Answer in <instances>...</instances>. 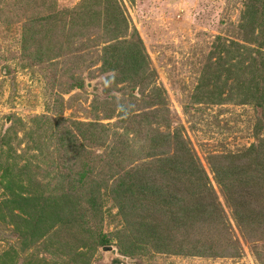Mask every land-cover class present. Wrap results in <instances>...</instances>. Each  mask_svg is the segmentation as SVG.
Masks as SVG:
<instances>
[{
  "label": "rangeland",
  "instance_id": "1",
  "mask_svg": "<svg viewBox=\"0 0 264 264\" xmlns=\"http://www.w3.org/2000/svg\"><path fill=\"white\" fill-rule=\"evenodd\" d=\"M48 14L57 16L46 30L62 40L60 51L42 47L50 35L42 37L43 23L40 31L33 23ZM126 77L145 79L152 92L142 97L143 88H129ZM75 81L83 87L67 92ZM262 91L264 0H0V264H264L263 189L238 200L255 204L252 230L238 223L239 202L232 206L229 196L264 180V102L256 109ZM123 95L145 98L136 118L149 114L164 127L156 135L175 136L191 151L179 168L154 178L163 223L148 220L140 232L110 187L96 192L94 214L87 191L76 196L66 187L77 147L89 154L96 136L114 149L135 139L125 166L135 158L144 164L141 121L122 123ZM77 122L102 127L89 132ZM140 136L143 144L152 134ZM105 161L113 164L101 176L108 181L118 161ZM207 209L217 227L201 234L204 224L196 220L198 232L186 241L183 225ZM218 225L228 237L221 239ZM148 229L156 235L137 243L129 237ZM183 241L189 250L180 248ZM231 242L239 253L218 255Z\"/></svg>",
  "mask_w": 264,
  "mask_h": 264
},
{
  "label": "trees",
  "instance_id": "2",
  "mask_svg": "<svg viewBox=\"0 0 264 264\" xmlns=\"http://www.w3.org/2000/svg\"><path fill=\"white\" fill-rule=\"evenodd\" d=\"M59 17V15H58ZM57 19V16H53V15H45V16H40L38 18H36L37 22H33L35 23V25L37 26V28L39 29L38 31L42 30L41 28H39L38 23L42 22L43 23V27H44V31L45 33H43L42 37L47 38L49 35L50 37H48L49 39H47L45 42L42 41L41 45L42 47L44 46H49V47H53L56 50L60 51L61 50V39L56 38L55 35V31H49L46 30V25L47 23H50L49 21H53ZM60 20V18H59ZM32 23V25H34ZM52 23V22H51ZM52 34V35H51ZM60 44V45H59ZM107 50V48L104 49V51ZM35 59V58H33ZM104 65V66H103ZM102 66L105 68V71L107 72V70L109 68L105 67V62L104 64H102ZM109 73H111V70H108ZM61 76L59 75H52V79L54 80H59ZM263 79V76H262ZM261 79V80H262ZM116 81V80H115ZM125 82H127L128 86H131L129 88H133L135 85H140L143 90L141 92V96H144V93L146 92H152L150 89V84L146 83L145 79H138L137 81H130V78L126 77ZM155 86V85H154ZM153 86V87H154ZM83 87V82L82 81H75V82H71L70 84H68V88H67V92H72L74 90H79ZM153 93L157 92V89H153ZM262 94L260 95V97L258 98V101L256 102V109L257 111H261L262 109V104L264 102V96H263V91L261 92ZM149 95V94H148ZM146 95V97L148 96ZM256 97V94L254 95ZM148 98V97H147ZM145 99V98H144ZM143 99V100H144ZM141 99L140 96L138 97H134L132 95H123L120 100H119V104H121V119H122V123L125 124V122H127L128 120H131L132 122H136V121H141L138 124L141 123V125H138V127H140V133L145 132L148 135L152 134V137L149 139V142L146 143V141L143 142L142 144V140H145L146 137H142L140 136V133L137 135L138 138L141 137V140H139L138 143H140V147L141 150L144 153V159H142L141 161H144V164H140V159H137L136 161H131L130 166L126 167L125 166V162L128 161V157H130V155H128L127 153H135V151L133 150V142L132 141L131 145L127 146L125 145L124 142H121V140H119L117 142V144H114V146L118 147V149H114V147H112V142L107 141V139L105 140H101L102 138L100 136H96L97 140L96 142H94V145H91L92 147L89 148L88 152L89 154H87L85 152L84 155V146H80L77 147L78 149H81L77 156H75L72 160V168H74V172L69 170V176H74L72 180H69L66 182V187H68V189L72 190V194L76 193L77 196V192H82V190L84 192H88V196L90 197V206L92 207V210H90L91 213H95L98 210V207H96V203H95V197L98 196V194H96V192H98L101 187L103 189H106L107 187H110L112 193H113V197L115 199V201L118 202L119 204V209L125 208L126 206H128V218H127V223L130 224L132 226V228L134 227L136 229L137 232H140V228H144L143 226H141L144 222H147L148 220L150 222H153L152 224L159 227L160 224H162L163 222L160 220V218L162 217V215H159L160 213H157V211H155V207H156V202L155 199L153 198L152 195V190H151V186L152 184L155 186V181L154 178L156 177V175L158 173L163 172L164 176H168V174L170 173L169 171L172 172V169H177L181 166V164L183 163V160L185 157H188L191 154L190 148H186L184 146V144H177L175 142V136H173L171 138V136H159L156 135L158 130H160L161 128H164L162 126V124H160V122L158 121H151L153 119L152 116H149V114H144V116H146L143 120L140 118H136L140 115L136 114L134 112V109L139 108V106L144 103ZM115 103H118L116 101H114ZM151 105L153 106V108L158 105L156 104V102H152ZM151 107V106H150ZM260 109V110H258ZM157 116V113L155 114ZM156 119V117H155ZM76 128H86L87 131L91 132V131H96L97 127L100 126L102 127V125L100 124H96L95 123H80L77 122ZM78 126V127H77ZM102 131V130H101ZM105 131V130H104ZM126 133H129L128 129H126ZM107 132V131H106ZM109 129H108V133H109ZM107 133V134H108ZM77 135H82V132L80 133H76ZM70 135V136H74L75 133L68 131L66 136ZM172 140V141H170ZM138 140H136L137 142ZM78 142V140H75V142H73L72 144L75 145ZM148 144L147 146H144ZM67 147V145L65 146ZM69 147V145H68ZM128 147V148H127ZM102 150V152H100V150ZM166 149V150H164ZM171 149V150H170ZM164 150V151H162ZM127 152V153H125ZM257 152V151H256ZM114 153V154H113ZM124 153L126 154L127 158H121V157H125ZM112 155H115V157H112ZM162 155L163 159L161 161L158 160V157ZM134 159V158H133ZM105 160H115L116 162L118 161V163L115 164V168H114V172H112V177L107 181V180H103L101 179L102 175L105 174L106 168H108V166L113 165L110 164L109 162H106ZM148 160H154V162L158 163V170L152 172V163L150 164L149 162H147ZM187 160V159H186ZM172 163V164H171ZM125 169H124V168ZM165 168L164 170H161L162 168ZM96 173V179L95 177H93V174ZM86 175L91 176L94 180L93 181H87L86 179ZM77 177V178H75ZM100 181H96L98 180ZM102 180V181H101ZM171 180V178L169 179V181ZM111 181V182H110ZM252 182V187L251 189L246 190V192L242 193L240 191V189H238L236 192H234L233 194H230V202L232 204V206H234L236 203H238L240 201L241 198H246L243 197L245 195L251 194V190L253 189V187L256 188V190L259 189H263L264 192V180H256V184L254 182V179L251 180ZM248 183V181H246V184ZM89 184V190H86L85 188L88 186ZM245 184V185H246ZM230 191V190H229ZM232 191V190H231ZM248 191V192H247ZM71 194V195H72ZM252 198V196H251ZM249 199V198H248ZM76 200L78 201V197H76ZM239 200V201H238ZM144 201H146V204H143ZM233 201L235 202V204H233ZM238 201V202H237ZM139 203L141 206H143V208H140L138 210L135 209L136 204L135 203ZM143 202V203H142ZM146 206V207H145ZM255 204L249 199V201H247L245 199L243 204H240L239 202V206L236 205V207L234 208V212H235V216L238 219V223H240L243 228L248 229V230H252V219H251V214L250 211L252 212L251 207H254ZM255 210H253L254 212ZM255 213V212H254ZM199 217L195 220H193L191 223H189L188 225H183V233H184V237L186 239V241L189 240L190 235H195L196 232L201 231V234H204L208 228L213 229V227H217V223H218V219H215V215L213 213V209H207V211L200 213L198 211ZM159 215V216H156ZM190 215V213H189ZM198 216V215H197ZM217 216V215H216ZM68 220V219H67ZM196 220L199 221V225H203V227H201L200 229L197 228L198 231H196V228H193L192 224H194L196 226ZM160 221V222H159ZM162 222V223H161ZM137 226V227H135ZM219 226V225H218ZM261 226H263L264 228V223L261 224ZM220 227V226H219ZM218 227V228H219ZM193 228V229H192ZM221 229H223V231H221L222 233V238L224 237H228V230L229 229H225L220 227ZM219 228V229H220ZM163 230V229H162ZM133 232L129 233V237H131V239H135L136 241H133L135 243H137V241L139 239H142V237L144 236L145 238L149 239L154 237L156 234L153 233V231L151 230H146L144 233H136ZM192 233V234H190ZM157 237L160 239V237L157 235ZM162 240V239H161ZM160 240V241H161ZM158 241V243L160 242ZM186 241H183L185 244L184 246H180L181 249L186 248ZM193 241V240H191ZM221 241H225L221 240ZM102 245L107 244V240L106 238H102L101 239ZM204 245V244H203ZM203 245L201 246V248H203ZM197 246V245H196ZM207 252H212L213 248L206 243L205 246ZM166 244H159V247H157V249L162 250L163 252L166 251ZM200 248V249H201ZM188 249V248H186ZM189 250V249H188ZM218 255L221 256H233V255H237L238 252V247H237V243H229L227 245V248H222V250L219 251ZM235 255V256H236Z\"/></svg>",
  "mask_w": 264,
  "mask_h": 264
},
{
  "label": "water",
  "instance_id": "3",
  "mask_svg": "<svg viewBox=\"0 0 264 264\" xmlns=\"http://www.w3.org/2000/svg\"><path fill=\"white\" fill-rule=\"evenodd\" d=\"M109 248V247H108ZM109 249H112V248H109ZM104 251H106V249H104Z\"/></svg>",
  "mask_w": 264,
  "mask_h": 264
}]
</instances>
